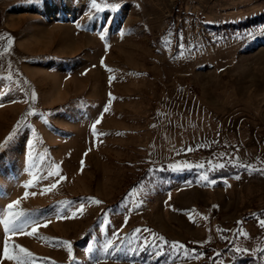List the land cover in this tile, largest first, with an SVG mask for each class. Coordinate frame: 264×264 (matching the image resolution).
I'll return each mask as SVG.
<instances>
[{"label":"rangeland","instance_id":"374dc122","mask_svg":"<svg viewBox=\"0 0 264 264\" xmlns=\"http://www.w3.org/2000/svg\"><path fill=\"white\" fill-rule=\"evenodd\" d=\"M96 4L0 0V264H16L2 259L6 237L35 264H260L264 0ZM227 168L237 173L218 177ZM205 171L215 184L199 180ZM89 198L102 203L72 217ZM15 200L11 211L48 226L5 234ZM125 200L140 207L129 212ZM56 240L71 243V259ZM109 240L146 250L106 256ZM174 241L184 249L172 250Z\"/></svg>","mask_w":264,"mask_h":264},{"label":"snow or ice","instance_id":"6c2138e0","mask_svg":"<svg viewBox=\"0 0 264 264\" xmlns=\"http://www.w3.org/2000/svg\"><path fill=\"white\" fill-rule=\"evenodd\" d=\"M28 2L32 3V4H39V3L42 2V0H28ZM91 4H92L93 8H98V5L96 4V0H91ZM0 39H3V37H0ZM100 39L104 40L105 37L103 35H101ZM12 43H13L12 39L8 38V40H7L8 47L4 48L3 51L7 52L8 49L11 47ZM181 47H183V45ZM100 63H101L102 66L104 65L103 59L100 61ZM93 67H95V66H93ZM106 70L108 72H112L113 71L111 68H107V67H106ZM114 78H115L114 76H109V83H111V81ZM108 96H109V99H108L106 105L104 106L99 118H97L95 120V122L91 125L93 136H96V134H97V125H99L101 123V120L103 119L104 113L109 112L110 105L112 104L113 100L115 99V97H113L111 93H109ZM31 99L33 101L36 100V94H35L34 91L31 94ZM29 115H32V113H29ZM19 127H21V126L18 125V128ZM101 135H103V134H101ZM12 138H13L12 136H9L8 140H11ZM5 143H7V141ZM29 143H31V142H29ZM3 147H4V145H0V148H3ZM187 150L188 151H192L191 148H189ZM85 155H87V153H85ZM83 164H84V162H83V160H81V171L83 170ZM236 166L244 167L246 171L250 170L249 166H245V165H236ZM169 167L172 170H174V171L182 170V169L178 168L176 165H170ZM198 167L200 169H203L204 165L201 164ZM216 167L219 168V169H223L225 167V165L224 164H220V165H217ZM260 171H264V169H260ZM44 178H46V177H44ZM239 178H240L239 176L236 177V179H239ZM63 179H65V177L60 176V180H63ZM199 180L201 182L205 183L206 185L207 184H215L216 183V181L214 179H210V176H209V174L206 171L200 173ZM32 183H33V181L29 180L28 183L24 185V187L27 188L30 185H32ZM56 186H57L56 183H52L50 185V187L43 189V191H45V192L51 191L52 189L56 188ZM135 191H136V189L134 188L132 190V192L135 193ZM131 194L132 193H130L129 195L131 196ZM28 195H29V193L27 191H25L24 192V197H27ZM32 195H35V193H32ZM87 202H91V203H94L96 205H99V204L102 203L100 200H94L92 198H89L87 201L81 202L79 204V207L75 211H72L70 213L71 216L75 217L77 215V213H82L83 210H84V203H87ZM63 203L67 207L71 202H63ZM19 204H20V200H15L12 203L7 205V208H8L9 211H8L7 215L4 216V218L2 220L3 230H4L5 234L11 233L13 236H15L17 234H20V235H26V236L32 237V236H34L37 233V231H38V229L40 227H45L46 228L48 226V223H50V220L47 221V222H40V221H37V220L33 219L29 214H26L23 211H21V212H13V211H11L14 207H16ZM122 205L124 207L128 208L129 212H131L134 208H139L140 207V204H133V205L130 206V201H128V200L122 201ZM107 216H108V213L105 212L104 218L100 221L101 224H104V225L107 224V222H108L107 221ZM57 218L58 219H63V218H68V216L67 215H64V216L58 215ZM127 220H128V217L126 216L125 217V225L127 224ZM237 223L241 224L243 222L238 221ZM259 226L262 229H264V219L259 220ZM29 228L31 229L30 231H28ZM141 231L142 230L140 228H137V229L134 230V232L136 234H140ZM143 231H149L150 232L151 230L145 229ZM153 235H155V234H153ZM158 239L160 241H162L163 244H168L169 243L164 237H159ZM54 244L56 246L67 245L68 246L67 247V251H68L69 257H70V259L72 258L73 249H72V245H71L70 242L62 241V240H56V241H54ZM124 244H129L130 245L131 241L130 240L129 241H122L121 244H117V245H115V247H112V244H111L110 240L106 241V244H105V247H104V250H103V254L106 255V256H115L117 253H123L124 255H128L129 253H132L133 255H136L140 251L146 250V247H142V246H137L136 248L128 247L126 249L123 246ZM151 247H155L157 249V251L154 253V255H159L160 254L161 247H162L161 245H151ZM170 247H171L172 250H176V249H184L185 246L183 244H181L180 242H178V241H174V242H171ZM16 248L19 249V254H22V255H17V254L14 253V251H11L9 249V243H8V239L6 237L4 239V241H3L2 259L3 260H7V261H15L16 264H35V258L33 257V254L28 249H26L24 247H21L19 245H13V249H16ZM109 249H111V251H109ZM88 251L89 252L92 251L91 245L88 246ZM258 259L260 260V264H264V249H261L259 251ZM72 264H76V261H73ZM213 264H215V261H213Z\"/></svg>","mask_w":264,"mask_h":264},{"label":"trees","instance_id":"16d2710c","mask_svg":"<svg viewBox=\"0 0 264 264\" xmlns=\"http://www.w3.org/2000/svg\"><path fill=\"white\" fill-rule=\"evenodd\" d=\"M233 173L236 174L237 172H235L234 169L227 168V169H225V170H221L217 175H218V177L226 178V177H228L230 174H233ZM195 249L198 250V251H201L200 248H195Z\"/></svg>","mask_w":264,"mask_h":264}]
</instances>
